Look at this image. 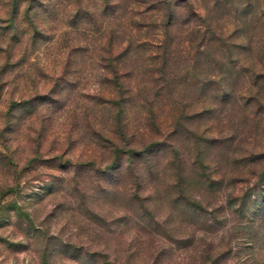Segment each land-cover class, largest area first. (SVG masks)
Instances as JSON below:
<instances>
[{
    "label": "clouds",
    "instance_id": "1",
    "mask_svg": "<svg viewBox=\"0 0 264 264\" xmlns=\"http://www.w3.org/2000/svg\"><path fill=\"white\" fill-rule=\"evenodd\" d=\"M264 0H0V264H264Z\"/></svg>",
    "mask_w": 264,
    "mask_h": 264
},
{
    "label": "rangeland",
    "instance_id": "2",
    "mask_svg": "<svg viewBox=\"0 0 264 264\" xmlns=\"http://www.w3.org/2000/svg\"><path fill=\"white\" fill-rule=\"evenodd\" d=\"M262 181H264V177H262Z\"/></svg>",
    "mask_w": 264,
    "mask_h": 264
}]
</instances>
